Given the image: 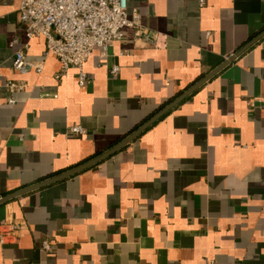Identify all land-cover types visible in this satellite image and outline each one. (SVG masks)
<instances>
[{
    "label": "crops",
    "instance_id": "1",
    "mask_svg": "<svg viewBox=\"0 0 264 264\" xmlns=\"http://www.w3.org/2000/svg\"><path fill=\"white\" fill-rule=\"evenodd\" d=\"M18 4L0 0V197L107 151L252 43L113 154L1 203L0 264H264V0H128L138 28L91 51L83 86ZM19 49L40 72L12 68Z\"/></svg>",
    "mask_w": 264,
    "mask_h": 264
},
{
    "label": "built area",
    "instance_id": "2",
    "mask_svg": "<svg viewBox=\"0 0 264 264\" xmlns=\"http://www.w3.org/2000/svg\"><path fill=\"white\" fill-rule=\"evenodd\" d=\"M199 2L203 4L204 0ZM127 4L128 0H19L17 14L18 21L25 25L26 38H44L46 53L58 59L60 72L56 78L73 69L76 71L78 84L83 86L87 78L83 66L91 51L100 48L105 53L113 41L123 37L124 28H138V10L133 8L129 14ZM14 42L16 41L10 45ZM11 66L21 74L30 67L36 72L41 71L39 65H31L27 61L23 49L14 52ZM117 69L113 66L110 72L114 74ZM24 87V82L8 81L7 102L14 103L12 94ZM82 131L79 126L70 128L71 133L79 134ZM8 226L12 234L16 233L15 237L24 229V225L17 222L9 223ZM6 237L8 235H1L0 241L3 242ZM42 247L49 249L48 242L43 241Z\"/></svg>",
    "mask_w": 264,
    "mask_h": 264
},
{
    "label": "water",
    "instance_id": "3",
    "mask_svg": "<svg viewBox=\"0 0 264 264\" xmlns=\"http://www.w3.org/2000/svg\"><path fill=\"white\" fill-rule=\"evenodd\" d=\"M264 33H262L261 35H263ZM260 35V36H261ZM260 36H257V38H255V40H257ZM253 40V41H255ZM252 43V42H251ZM251 43H248L247 45H245L239 52H237L235 55L231 56L228 60H226L221 66H219L217 69H215L213 72H211L210 74H208L207 76H205L203 79H201L199 82H197L196 84L192 85L190 88H188L186 91H184L181 95H179L176 99H174L172 102H170L169 104H167L165 107H163L161 110H159L156 114H154L151 118H149L146 122H144L143 124H141L138 128H136L134 131H132L128 136H126L125 138H123L121 141H119L117 144H115L113 147H111L110 149H108L107 151L99 154L98 156L74 167L71 168L67 171H64L60 174H57L51 178L45 179L37 184H34L32 186L23 188L21 190H18L16 192H13L11 194L5 195L0 197V204L11 199L14 198L18 195H21L23 193H26L28 191L37 189L39 187H42L44 185L56 182L58 180L64 179L68 176H71L97 162H99L100 160L108 157L109 155L113 154L114 152H116L117 150H119L121 147H123L124 145H126L127 143H129L131 140H133L138 134H140L144 129H146L151 123H153L156 119H158L162 114H164L166 111H168L171 107H173L174 105H176L180 100H182L185 96H187L188 94H190L193 90H195L197 87H199L201 84H203L207 79H209L213 74H215L220 68L224 67L226 64H228L231 60H233L237 55H239L244 49H246Z\"/></svg>",
    "mask_w": 264,
    "mask_h": 264
}]
</instances>
